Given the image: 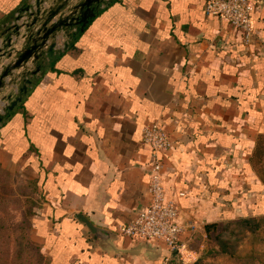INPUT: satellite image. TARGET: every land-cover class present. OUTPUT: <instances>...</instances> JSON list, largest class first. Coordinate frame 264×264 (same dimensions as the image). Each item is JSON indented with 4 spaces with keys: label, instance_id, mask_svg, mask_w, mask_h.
I'll return each mask as SVG.
<instances>
[{
    "label": "crops",
    "instance_id": "1",
    "mask_svg": "<svg viewBox=\"0 0 264 264\" xmlns=\"http://www.w3.org/2000/svg\"><path fill=\"white\" fill-rule=\"evenodd\" d=\"M207 1L114 0L53 60L72 31L57 35L39 84L0 125L6 196L36 201L31 238L51 264H191L207 224L264 215V0H250V42ZM34 3L0 0V45ZM155 122L174 143L161 182L185 224L177 251L119 228L149 204L143 134Z\"/></svg>",
    "mask_w": 264,
    "mask_h": 264
},
{
    "label": "water",
    "instance_id": "2",
    "mask_svg": "<svg viewBox=\"0 0 264 264\" xmlns=\"http://www.w3.org/2000/svg\"><path fill=\"white\" fill-rule=\"evenodd\" d=\"M106 3L105 0H35L34 5H26L21 10L17 21L20 22L25 13L28 17L15 25L13 32H8L4 43L0 45V60L9 58L0 69V94L5 87H10L7 94L0 95V101L6 97L11 98L3 113H0V125L3 122L1 115L5 114L6 110L16 109L23 101V97L28 94V86L23 84L28 77L26 74L34 70L39 71L37 62L55 50L57 35L61 32H73L77 28L83 31ZM22 28L24 31L21 33ZM20 38L21 46L15 47ZM29 62L33 64L29 65ZM20 69L19 74H14ZM19 75L22 79L18 90L14 91L11 80ZM78 218L95 232V227L86 218L81 215H78Z\"/></svg>",
    "mask_w": 264,
    "mask_h": 264
},
{
    "label": "built area",
    "instance_id": "3",
    "mask_svg": "<svg viewBox=\"0 0 264 264\" xmlns=\"http://www.w3.org/2000/svg\"><path fill=\"white\" fill-rule=\"evenodd\" d=\"M206 11L241 32L246 42H250L257 32L253 24V5L250 0H208ZM21 79L22 76L19 75L11 80L14 91L18 90ZM10 101V97L0 101V113H3ZM143 143L149 147L154 166L149 182L151 198L147 206L119 228L123 236L139 241L162 242L170 251H177L181 247V234L185 224L178 220L176 204L165 198L161 182V156H165L173 148L172 134L165 125L155 122L144 129Z\"/></svg>",
    "mask_w": 264,
    "mask_h": 264
},
{
    "label": "trees",
    "instance_id": "4",
    "mask_svg": "<svg viewBox=\"0 0 264 264\" xmlns=\"http://www.w3.org/2000/svg\"><path fill=\"white\" fill-rule=\"evenodd\" d=\"M114 0H111L106 3L105 7L101 8L97 15L101 13L105 8L110 6V4ZM84 32L77 28L70 34V42L67 48L63 51L59 50L53 55V60H57L59 56L63 55L67 52L68 49H72L75 47V43L79 37V35ZM37 67H39V71H32L27 73L28 76L23 84L28 86V94L33 91V89L39 84L42 76L47 71V65L42 60L37 62ZM25 95L23 100L28 96ZM24 106L23 101L18 104V107ZM16 109L14 110H6L5 114L1 115L3 118V122L1 125H4L7 121L11 119L14 115ZM264 180V166L259 167L257 169ZM0 177L3 183V187H6L9 192H13L11 186L9 185V177L8 173L0 170ZM29 189L32 190L30 185ZM15 192V191H14ZM9 200L5 194H0V202ZM18 199V198H16ZM15 199V200H16ZM14 200V199H12ZM19 200V199H18ZM25 207L22 209L21 215L23 216L21 222L18 224H10L8 217L4 212H0V242L7 239V243L5 245L0 243V249L6 248L5 253L7 256L0 255V264H51V261H48L47 258L41 253V247L38 243L32 240L31 236V223L30 218L33 214V207L37 204L34 199L29 198H21ZM2 211V209H0ZM264 226V215H256L255 217H242L235 220H228L223 222H214L209 223L205 226L206 239L211 241L212 244H221L220 253H225L229 259L233 260V264H254L255 261H263L264 252L263 251H252L251 253H247L242 255L238 253V251H231L233 245L229 246L230 240H225L226 236H235L232 240H234V244L241 240L240 236L247 232L251 234L247 241L255 242L256 240H261V231ZM239 227V228H238ZM238 228V229H237ZM241 234V235H240ZM240 235V236H239ZM6 238V239H5ZM200 235L197 236V240L201 239ZM12 243V249L9 248V244ZM10 249V250H9ZM9 252H12V255H9ZM211 252V251H210ZM10 256V259H9ZM206 256V255H205ZM205 256H201L196 261L191 264H204ZM257 263V262H256ZM255 263V264H256ZM262 264V263H260Z\"/></svg>",
    "mask_w": 264,
    "mask_h": 264
},
{
    "label": "rangeland",
    "instance_id": "5",
    "mask_svg": "<svg viewBox=\"0 0 264 264\" xmlns=\"http://www.w3.org/2000/svg\"><path fill=\"white\" fill-rule=\"evenodd\" d=\"M1 177H0V194H7V188L3 187V183L1 181ZM25 207L23 201L21 199H9L6 201H1L0 202V209H2V211L0 210V212H4L8 217H5L6 219H9L10 224H18L19 222H21L23 218V216L21 215L22 209ZM239 228V227H238ZM237 228V229H238ZM262 233L264 231H261ZM237 235V233H235ZM235 235V236H236ZM241 235V234H240ZM239 235V236H240ZM251 234L244 232L240 238L241 240L239 242H237L236 244H234V240L233 236H226L224 237L225 240H230L229 246L233 245L232 249H230L231 251H238V253L245 255L247 253H251L252 251H263L264 252V243L260 244L261 241L260 240H256L255 242H249L247 240V238L250 236ZM6 239V238H5ZM34 242L38 243L36 240H34V238L32 239ZM202 239H199V241ZM1 244L5 245L7 243V239L0 242ZM200 243V242H197ZM39 244V243H38ZM205 244L206 247H204V251L205 253H203V255L205 256V260H204V264H233V260L229 259V257H227V255L225 253H220L221 251V244H212L211 241L209 240H205ZM40 245V244H39ZM9 248L12 249V243L9 244ZM9 249V250H10ZM6 248H1L0 249V255L7 256V253H5ZM211 251V252H210ZM221 254V255H220ZM9 255H12V252H9ZM9 256V259H10ZM208 257V258H207ZM228 258V259H227ZM207 259H209L207 261ZM230 260V261H228ZM229 262V263H228ZM12 264V263H9ZM32 264V263H31ZM45 264V263H42Z\"/></svg>",
    "mask_w": 264,
    "mask_h": 264
}]
</instances>
